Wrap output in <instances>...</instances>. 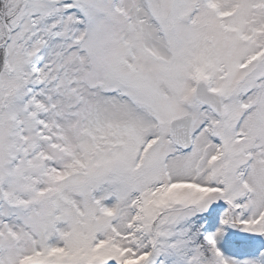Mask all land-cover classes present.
<instances>
[{"label":"snow or ice","instance_id":"6c2138e0","mask_svg":"<svg viewBox=\"0 0 264 264\" xmlns=\"http://www.w3.org/2000/svg\"><path fill=\"white\" fill-rule=\"evenodd\" d=\"M0 264H264V0H0Z\"/></svg>","mask_w":264,"mask_h":264}]
</instances>
